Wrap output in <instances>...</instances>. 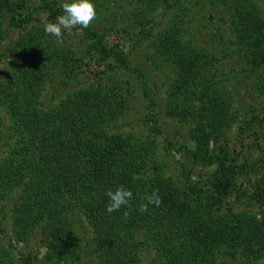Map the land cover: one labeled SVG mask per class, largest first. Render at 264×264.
I'll return each instance as SVG.
<instances>
[{"label":"rangeland","instance_id":"rangeland-1","mask_svg":"<svg viewBox=\"0 0 264 264\" xmlns=\"http://www.w3.org/2000/svg\"><path fill=\"white\" fill-rule=\"evenodd\" d=\"M174 1L151 5L146 0H94L98 15L90 27L124 57L122 67L100 56L79 27L65 31L59 41L46 34L44 25L55 22L61 5L70 0H7L0 9V77L16 92L33 88V105L40 112L92 92L108 97L115 106L104 128L106 140L120 139L143 149L147 168L186 190L201 206L212 190L217 159L227 166L250 165L253 171L237 175L222 194V205L264 225V206L250 199L264 186V74L241 46L230 1ZM250 1L264 22V0ZM173 33L181 44L205 55L210 93L233 117L225 132L208 144L212 163L194 159L199 148L194 125L190 117L184 120L178 114L187 106L179 71L161 47ZM25 64L29 72L21 80ZM212 103L217 110L216 101ZM23 136L0 105V161ZM17 197L14 189L0 193V264H56L45 244L43 218L27 229L16 225ZM62 213L77 242L75 264H101L86 214L72 202L64 204ZM240 246L234 261L215 253L216 258L222 264H264V254L245 258L247 244ZM130 252L132 264H160L143 230L133 232Z\"/></svg>","mask_w":264,"mask_h":264},{"label":"trees","instance_id":"trees-1","mask_svg":"<svg viewBox=\"0 0 264 264\" xmlns=\"http://www.w3.org/2000/svg\"><path fill=\"white\" fill-rule=\"evenodd\" d=\"M146 1L151 5L167 2ZM216 1L221 5L230 1L241 46L264 74L263 16L250 0ZM6 3L0 0V9ZM80 29L100 56L125 67L126 60L105 44L104 34L91 27ZM161 47L162 54L174 59L179 71L187 106L178 114L184 120L190 117L194 125L199 145L194 159L199 156L200 161L212 163L208 144L225 132L233 117L210 93L205 75L210 64L204 54L181 44L176 33L165 38ZM217 59L214 61L219 62ZM28 72L27 68L20 70L19 78L23 80ZM33 90L16 92L8 80L0 77V105L24 132L21 141L11 146L0 161V193L17 190L14 219L18 227L27 229L43 218L45 244L56 264L76 262L77 242L62 213L68 202L86 214L101 264H132L131 237L140 230L151 238L160 264H222L215 253L234 261L242 243L247 244L245 258L264 254V225L222 205V194L232 188L237 175L253 171L250 165L227 166L217 159L218 169L210 178L212 190L201 206L186 190L175 188L155 174V169L147 168L143 149L120 139L106 140L104 128L113 118L115 106L108 97L92 92L72 98L56 110L40 112L33 105ZM260 90L264 91V84ZM120 185L133 192V199L129 206L109 214L105 192ZM154 191H158L161 205L139 211L143 202L140 198ZM253 198L264 206V186ZM125 212L129 213L127 217Z\"/></svg>","mask_w":264,"mask_h":264},{"label":"clouds","instance_id":"clouds-1","mask_svg":"<svg viewBox=\"0 0 264 264\" xmlns=\"http://www.w3.org/2000/svg\"><path fill=\"white\" fill-rule=\"evenodd\" d=\"M63 14L57 15L55 22H48L44 25L46 34L62 40L64 32H71L74 28H88L93 21L97 19V8L94 0H70L61 5ZM105 195L108 197L106 211L111 214L119 211L121 207L129 206L133 199V192L124 185L118 186L114 191L106 190ZM143 202L139 205V211H148L149 205L160 206L162 199L158 191L151 194H145L140 198ZM128 212L124 216H128Z\"/></svg>","mask_w":264,"mask_h":264}]
</instances>
